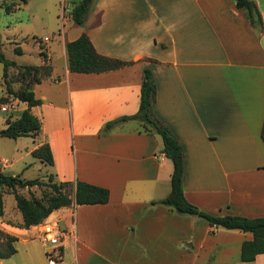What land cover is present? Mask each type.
<instances>
[{"label": "crops", "instance_id": "0c3cea01", "mask_svg": "<svg viewBox=\"0 0 264 264\" xmlns=\"http://www.w3.org/2000/svg\"><path fill=\"white\" fill-rule=\"evenodd\" d=\"M66 1L58 0L53 12L51 37L40 38L51 69L32 84L40 103L30 111L40 119L39 131L0 135V171L20 160L21 171L10 172L24 178V167L38 161L47 165L42 177L104 186L108 199L58 207L25 227L15 203L3 204L1 190L0 229L16 238L15 251L0 264H264V251L239 259L250 231H210L201 216L150 203L168 192L172 169L157 133L138 131L136 119L102 130L106 120L137 109L148 65L153 109L182 145L186 199L213 214L264 215V0H253L261 19L253 25L234 0H92L79 24L62 15ZM82 31L99 53L130 62L98 72L68 70L64 43ZM42 62L40 56L36 64ZM12 101L18 113L26 106ZM43 141L51 164L30 153ZM46 221L69 231L57 247L38 238ZM48 252H58L54 263Z\"/></svg>", "mask_w": 264, "mask_h": 264}, {"label": "trees", "instance_id": "16d2710c", "mask_svg": "<svg viewBox=\"0 0 264 264\" xmlns=\"http://www.w3.org/2000/svg\"><path fill=\"white\" fill-rule=\"evenodd\" d=\"M24 3L25 0H19ZM92 0H67L68 16L74 23H82L86 13L91 6ZM20 5V4H19ZM18 4L16 6H19ZM234 5L244 11L249 24L261 23L259 11L253 0H234ZM6 12L13 10L11 6L5 5ZM39 47L41 46L38 43ZM66 52L67 69L78 72H98L120 67L128 64L129 60H124L115 56L99 53L94 48L86 32H80L76 37L66 40L64 43ZM14 51L20 53L18 45ZM44 62L40 64H18L24 69L20 75L18 86L14 88V82L8 77V67L15 66L13 59L4 56L0 50V62L2 63L1 79L4 87L0 100L18 99L24 101L26 106L22 108L18 115L11 118V113L4 114V126L0 128V135L16 137L18 135L34 136L40 128V119L30 111V106L40 103L32 91V84L38 82L40 78L50 74L51 65L45 62L46 53L38 50ZM151 60V58H147ZM18 71V70H17ZM29 77L25 78L27 75ZM23 75V76H22ZM155 98V81L152 71L148 65L144 66L141 74L139 87V98L137 109L131 114H122L103 123L102 130L109 129L119 121L136 119L139 121L138 131L147 133H157L161 139V151L167 156L172 165L169 176V190L159 199H152L150 203L161 202L170 205L181 213H190L203 217L212 228L221 226L224 228H238L251 232V237L242 239L240 242L239 259L242 261L252 260L257 253L264 251V215L244 216L238 214H213L207 212L186 199L183 194L184 158L181 143L171 130V128L158 116L153 109ZM260 138L264 145V120L262 123ZM30 153L41 161L51 164L52 155L49 145L43 141L33 147ZM47 179L22 178L18 175L5 174L0 171V188L11 192L14 198L15 207L21 215L20 225L28 227L31 224L40 222L50 211L58 207L71 203H101L108 199V189L104 186L89 183L76 179L73 183L68 180L54 181L51 174H46ZM45 184L50 188V192L41 196H36L29 192L25 195L18 189L31 185ZM71 184V193L65 191L64 187ZM1 195V191H0ZM1 213V198H0ZM16 237L0 229V257H6L15 251L12 241Z\"/></svg>", "mask_w": 264, "mask_h": 264}, {"label": "rangeland", "instance_id": "374dc122", "mask_svg": "<svg viewBox=\"0 0 264 264\" xmlns=\"http://www.w3.org/2000/svg\"><path fill=\"white\" fill-rule=\"evenodd\" d=\"M19 6H16V5ZM9 5L13 10L6 12L4 6ZM60 7V2L58 0H26L24 3H20L19 0H0V50L5 57L13 59L16 63L15 66L8 67V77L13 80L12 86L16 88L18 86V81L20 75L24 72V69L18 64H36L40 59V54L38 50L41 47V50L45 52L43 40L49 39L51 37L50 28L54 25V10L56 11ZM67 4L65 2L62 4L63 11L61 12L63 16L68 14ZM59 13V12H58ZM60 15V14H59ZM61 16V15H60ZM59 17V22L57 29L62 31L63 24ZM57 29L55 30L57 32ZM38 43L41 45L39 47ZM18 45L21 49L20 53L14 51L15 46ZM47 59V58H46ZM48 62V59L45 60ZM18 70V71H17ZM2 72V63L0 62V85L2 82L1 79ZM27 77L30 75L26 74ZM23 76V75H22ZM31 77V76H30ZM29 77V78H30ZM2 97V96H0ZM13 100V99H12ZM11 99H6L4 101L0 100V105L6 104L9 105L13 102ZM19 101H16V103ZM19 104H22L19 102ZM9 107V106H8ZM5 113H11V115H16L18 112L13 107H9L6 110L0 109V117ZM139 127V126H138ZM6 138V137H5ZM30 138H24L22 142L24 143V150L29 145ZM31 159L30 155L24 156V165L27 161ZM23 165V164H22ZM47 165L35 161V163L27 165L24 167V173L22 176L24 178H34L42 177ZM13 171L19 173L21 171L20 160L13 164ZM10 168H5L4 173L12 174ZM46 174L41 180H46ZM56 181V180H55ZM69 181V180H68ZM73 183V181H71ZM65 191L71 193L72 186L68 184L64 187ZM4 190L2 187L0 191ZM19 192L28 195L29 192L33 193L36 196H41L50 192V188L45 184L31 185L29 187H24L18 189ZM2 202L6 207L13 206L14 198L12 193L5 192L2 197ZM42 221V220H41ZM40 221V222H41ZM50 245L49 243H45ZM16 245L21 248L22 244L18 242Z\"/></svg>", "mask_w": 264, "mask_h": 264}, {"label": "built area", "instance_id": "2783aa9c", "mask_svg": "<svg viewBox=\"0 0 264 264\" xmlns=\"http://www.w3.org/2000/svg\"><path fill=\"white\" fill-rule=\"evenodd\" d=\"M14 107V103L11 102L9 105L2 104L0 105L1 110H6L9 107ZM69 231L66 228L57 227L55 224H51L50 222L46 221L41 224V229L38 234V238L43 243H49L52 248L57 247L59 244L60 239ZM47 254V261L48 263H54L56 258L58 257V252L55 256L51 255V252Z\"/></svg>", "mask_w": 264, "mask_h": 264}]
</instances>
